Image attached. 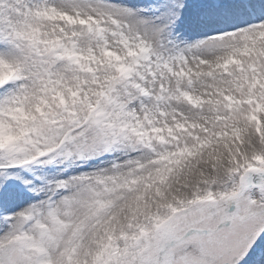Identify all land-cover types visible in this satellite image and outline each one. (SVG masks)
Listing matches in <instances>:
<instances>
[{
    "label": "snow or ice",
    "instance_id": "snow-or-ice-1",
    "mask_svg": "<svg viewBox=\"0 0 264 264\" xmlns=\"http://www.w3.org/2000/svg\"><path fill=\"white\" fill-rule=\"evenodd\" d=\"M0 264H264V0H0Z\"/></svg>",
    "mask_w": 264,
    "mask_h": 264
}]
</instances>
